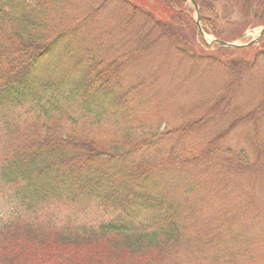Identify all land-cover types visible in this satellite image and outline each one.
<instances>
[{
    "label": "rangeland",
    "instance_id": "374dc122",
    "mask_svg": "<svg viewBox=\"0 0 264 264\" xmlns=\"http://www.w3.org/2000/svg\"><path fill=\"white\" fill-rule=\"evenodd\" d=\"M3 1L6 0H0ZM7 1L20 4L23 0ZM135 1L132 4L149 8L156 18L172 24L176 35L175 30L162 32L150 19L136 14L128 0H46L48 7L43 16L58 24L57 34L64 24L79 27L75 30L78 37L71 42L76 54L74 58L55 55L38 66L37 74L59 84L63 91L81 86L91 66L107 64L108 60L119 63L120 58L127 63L125 76L112 94L97 95L87 115L74 102L61 106L58 112L42 109L43 114L48 112V118L29 103L13 114L10 124L21 126L19 132L31 126H45L43 130L53 126L63 134H76L107 148L115 142H126L127 133L148 138L152 133L166 134L200 124L182 141L200 149L211 146L215 152L199 173L200 187L191 193L189 186L190 196H185L182 186L188 180L178 184L171 173L153 190L160 197L168 192L170 200L181 199V216L188 228L180 242L162 252L154 248L145 252L142 262L264 264V59L252 62L235 48L225 47L228 51L215 58L224 62L242 59L247 63H235L231 72L228 66L191 58L199 52L212 53L211 40L219 38L224 43L237 40L240 45L249 44L256 35L241 36L260 27L248 29L239 37L253 19L243 13L240 4L230 0H185L175 4L179 15L173 13L170 19L161 16L158 0ZM187 21L194 27L189 28ZM203 35L212 39H204ZM234 71L237 73L233 76ZM130 89L133 91L127 97L119 99ZM61 116L63 120L59 121ZM4 127L0 119V141ZM170 143L167 140L165 145ZM158 144L151 152L156 157L161 148ZM227 150L242 153L243 165L221 153ZM151 153L147 151L146 155ZM183 174L192 178L186 171ZM58 206L37 204L22 211L0 199V226L14 220L46 230L88 234L97 232V222L104 219L92 214L93 209L86 215L71 205ZM116 242L119 239L115 236L104 245L100 240L99 255L106 257L112 247L121 259L129 260L134 249L126 245L116 248ZM139 258L137 264L141 255Z\"/></svg>",
    "mask_w": 264,
    "mask_h": 264
},
{
    "label": "trees",
    "instance_id": "16d2710c",
    "mask_svg": "<svg viewBox=\"0 0 264 264\" xmlns=\"http://www.w3.org/2000/svg\"><path fill=\"white\" fill-rule=\"evenodd\" d=\"M230 1L240 4L243 13L253 19L239 37L248 29L264 27V0ZM132 2L128 0L136 14L150 19L162 32L174 33L171 30H175L176 35L172 24L156 18L149 8ZM158 2L162 6L161 16L170 19L173 13L179 15L175 4H183L185 0ZM47 7L46 0H23L20 4L0 2V119L5 124L0 141V199L22 211L37 204L71 205L83 214L93 209L92 214L104 219L97 222V232L88 234L46 230L9 221L0 226V264H120L123 261L137 264L140 255V264H143L145 252L153 248L162 252L165 247L180 242L183 231L188 228L181 216L184 209L181 199L170 200L168 192L160 197L153 190L172 173V180H178V184L188 180L182 188L183 194L190 196L187 188L190 186L192 193L200 187L199 173L209 159L215 157V152L211 146L200 149L183 144L184 135L196 129L198 123L166 134L152 133L148 138L127 133L126 142H115L108 148L76 134H63L53 126H47L46 130H43L45 126H31L22 132H19L21 126H11L13 114L29 103L41 112L42 109L58 112L61 106L75 102L87 115L97 95L112 94L125 76L127 63L120 58L119 63L108 60L107 64L91 66L81 86L63 91L59 84L37 74L38 66L55 55L74 58L76 54L71 42L73 37H78L75 30L79 27L74 23L64 24L57 34L58 24L43 16ZM186 24L194 27L192 22ZM212 48V53L199 52L191 58L228 66L231 72L235 63L247 65L242 59L220 61L215 57L228 50L220 45ZM256 48L235 51L249 56L252 62L264 59V54L260 55L264 50V36ZM131 91L123 93L119 99L127 97ZM46 114L48 112H42L43 116ZM100 117L98 114L97 118ZM58 120L62 121L63 116ZM167 140L172 143L165 145ZM157 143L162 144H158L161 148L156 151L159 157L151 153ZM147 151L153 155L147 156ZM223 152L243 165L242 153ZM184 171L192 178L184 175ZM113 236L119 239V243L114 244L116 248L126 245L134 249L129 260L121 259L112 247L106 257L99 255V241L104 245V241H111Z\"/></svg>",
    "mask_w": 264,
    "mask_h": 264
},
{
    "label": "water",
    "instance_id": "95a60500",
    "mask_svg": "<svg viewBox=\"0 0 264 264\" xmlns=\"http://www.w3.org/2000/svg\"><path fill=\"white\" fill-rule=\"evenodd\" d=\"M197 7V6H196ZM260 33V36L264 33V29H261V31L259 32ZM246 35H249L248 33ZM245 35V36H246ZM259 36V37H260ZM206 38H209L205 35ZM259 39V38H258ZM213 43H217V44H220L224 47H228V48H236V47H240V45H237L235 43H224V42H221V41H217V40H214Z\"/></svg>",
    "mask_w": 264,
    "mask_h": 264
}]
</instances>
